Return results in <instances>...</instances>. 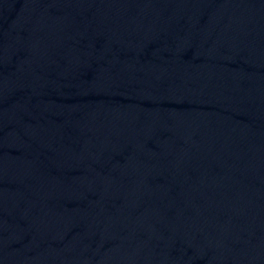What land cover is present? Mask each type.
Masks as SVG:
<instances>
[{"label": "water", "instance_id": "water-1", "mask_svg": "<svg viewBox=\"0 0 264 264\" xmlns=\"http://www.w3.org/2000/svg\"><path fill=\"white\" fill-rule=\"evenodd\" d=\"M0 264H264V0H0Z\"/></svg>", "mask_w": 264, "mask_h": 264}]
</instances>
